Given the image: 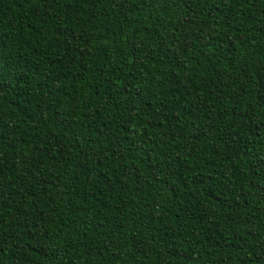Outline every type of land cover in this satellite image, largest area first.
I'll use <instances>...</instances> for the list:
<instances>
[{"label":"trees","instance_id":"trees-1","mask_svg":"<svg viewBox=\"0 0 264 264\" xmlns=\"http://www.w3.org/2000/svg\"><path fill=\"white\" fill-rule=\"evenodd\" d=\"M0 264H264V0H0Z\"/></svg>","mask_w":264,"mask_h":264}]
</instances>
